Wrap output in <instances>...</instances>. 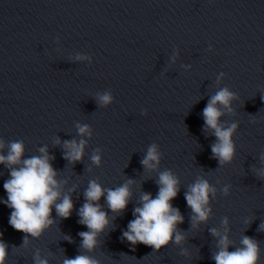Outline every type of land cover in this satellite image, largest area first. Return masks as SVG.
Instances as JSON below:
<instances>
[{
	"label": "water",
	"instance_id": "obj_1",
	"mask_svg": "<svg viewBox=\"0 0 264 264\" xmlns=\"http://www.w3.org/2000/svg\"><path fill=\"white\" fill-rule=\"evenodd\" d=\"M234 94V156L220 166L212 157L216 138L206 131L203 109L219 90ZM111 96L107 105L98 97ZM264 0H0V141L24 144L23 159L45 148L61 189L73 204L68 219L57 216L40 237L9 225L11 209L0 202V234L8 245L5 264H63L84 254L98 264H215L220 237L229 252L244 236L259 246L264 264ZM77 125H87L80 136ZM84 140L81 162L64 159L65 141ZM59 140V144H57ZM156 145L154 170L142 166ZM99 149L100 165L91 163ZM179 181L170 201L183 222L180 244L158 252L123 239L140 197L159 192V174ZM9 169L0 165V201ZM203 178L215 188L206 222L193 227L184 197ZM115 190L128 181L131 197L123 212L112 213L106 193L98 201L108 226L86 252L78 211L89 181ZM228 194L224 195V189ZM60 201L58 200L57 203ZM227 219V225L223 223ZM215 229L220 236H213ZM69 239L71 242H69ZM174 241V237H173Z\"/></svg>",
	"mask_w": 264,
	"mask_h": 264
},
{
	"label": "clouds",
	"instance_id": "obj_2",
	"mask_svg": "<svg viewBox=\"0 0 264 264\" xmlns=\"http://www.w3.org/2000/svg\"><path fill=\"white\" fill-rule=\"evenodd\" d=\"M111 96L105 94L98 97V104L107 105L111 102ZM235 99L233 93L227 88H223L213 95L203 109V119L206 131H211L216 141L211 145L212 157L217 160L220 166L230 163L234 156V144L232 136L237 129L235 123L225 127L220 123V117L225 115L221 111L222 106L231 113V101ZM264 100V96L261 97ZM78 134L85 136L89 134L87 125H77ZM57 140V144H59ZM85 141L82 139L77 143L73 141L64 142V159L70 164L81 162L84 155ZM4 142L0 141V165H5L9 169L10 178L3 187L7 193V200L0 201L11 209L9 225L17 232L24 234L23 243H28V238H38L42 232L50 227L54 221L51 219L52 208L58 217L68 219L71 215L73 204L69 195L61 197L60 185L55 177L56 171L51 166L52 159L47 154L45 148L40 149L39 156H32L23 159L24 144L15 141L8 144L7 154L4 155ZM99 149L91 156V163L99 166L101 156ZM160 161V154L156 145L148 148L142 166L147 170H154ZM260 175L264 176V173ZM128 181L115 190L103 189L99 183L89 181L88 188L84 192L85 203L78 211L79 223L86 227L88 231L79 233L81 238L80 247L86 252H91L97 246V236L108 226L107 213L101 209L98 201L105 196L108 209L112 213L119 214L126 208L131 197ZM179 181L170 172L164 171L159 174V192L156 198H151L149 194L140 197V206L133 212L134 219L129 222L128 230L123 233V239L133 246L137 244L150 247L158 252L162 247L170 242L180 244L184 237L177 230V224L183 222L178 209L173 208L170 201L173 200L177 192ZM215 188L203 178H197L195 183L189 186L185 193V201L193 214L192 223L195 227L198 223L206 222L209 218L210 194L215 197ZM224 195L228 194L225 188ZM60 201L57 203V201ZM227 225V219L223 221ZM260 231H264V224L260 226ZM213 236H220L215 229L211 230ZM174 237V241H173ZM69 242L70 239H69ZM241 247L229 252L230 242L227 235L220 237L218 251L213 255L215 264H258L260 249L258 243L247 236L242 237ZM8 256V245L3 242L0 234V264H5ZM36 264H47L45 260L36 257ZM63 264H98L89 255L80 254L75 258H65Z\"/></svg>",
	"mask_w": 264,
	"mask_h": 264
}]
</instances>
